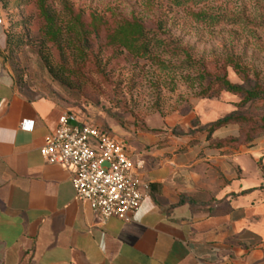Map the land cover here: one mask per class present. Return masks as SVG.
I'll return each mask as SVG.
<instances>
[{
    "label": "crops",
    "instance_id": "obj_1",
    "mask_svg": "<svg viewBox=\"0 0 264 264\" xmlns=\"http://www.w3.org/2000/svg\"><path fill=\"white\" fill-rule=\"evenodd\" d=\"M7 34L0 9V264H264V136L218 147L239 135L227 126L126 143L150 197L130 222L103 221L41 156L64 111L20 93Z\"/></svg>",
    "mask_w": 264,
    "mask_h": 264
},
{
    "label": "rangeland",
    "instance_id": "obj_2",
    "mask_svg": "<svg viewBox=\"0 0 264 264\" xmlns=\"http://www.w3.org/2000/svg\"><path fill=\"white\" fill-rule=\"evenodd\" d=\"M44 1L61 32L55 43L44 36L39 0H0L11 40L6 57L22 93L58 105L76 124L130 146L140 136H158L147 131L184 136L232 113L264 115V102L242 105L227 93L205 98L199 72L188 63L190 56L210 67L234 58L264 85V0ZM63 1L85 16L84 25L69 24ZM124 17L143 21L146 38L136 48L114 41ZM227 72L242 84L231 66Z\"/></svg>",
    "mask_w": 264,
    "mask_h": 264
},
{
    "label": "built area",
    "instance_id": "obj_3",
    "mask_svg": "<svg viewBox=\"0 0 264 264\" xmlns=\"http://www.w3.org/2000/svg\"><path fill=\"white\" fill-rule=\"evenodd\" d=\"M22 129L32 131L33 123L24 122ZM40 153L47 164L72 172L76 199L103 221L130 222L150 197L149 185L138 174L142 163L133 162L124 141L98 127L73 125L64 115Z\"/></svg>",
    "mask_w": 264,
    "mask_h": 264
},
{
    "label": "trees",
    "instance_id": "obj_4",
    "mask_svg": "<svg viewBox=\"0 0 264 264\" xmlns=\"http://www.w3.org/2000/svg\"><path fill=\"white\" fill-rule=\"evenodd\" d=\"M179 2L181 1H177V4H179ZM63 5H65L66 19L70 21L69 24L73 26L83 24L82 21L84 20L85 16H83L82 13L77 15L67 1H63ZM38 14L46 24L44 36H46L51 42L55 43L60 37L61 32L58 30L56 16L52 14L50 8L44 0H39ZM30 18L31 16L27 17L26 20L29 21ZM122 21H124L121 24L122 26H120L118 31H116L114 34V41H117L120 45H123L127 48H136V44L142 40L144 41L146 38L145 27L142 23L143 21L139 17H132V19H127L124 17L122 18ZM94 32L96 38L100 39L101 28L99 30H95ZM85 42L89 43L88 40ZM10 43V35L7 34V47L10 46ZM143 50L146 51L147 46H145ZM176 50L179 53L190 54L188 49ZM189 59L190 60L188 63L199 72L198 78L200 83L202 86H205L203 89V96L205 98H218L221 93H227L242 98V105H246L248 103L252 104L256 102H264V85L259 81V78L256 75L254 78H252L249 69L243 67L237 59L230 58L227 64L225 63L222 66L211 65V67L207 66L205 63H199L193 60L191 56ZM6 62L9 63L7 57ZM228 66H231L233 70L240 76L242 79V84H233L229 80L227 72ZM96 69L99 74H104L103 70L99 67H96ZM20 93L29 100H33L21 91ZM227 126H237L239 128V135L237 138H229L224 141L217 142L218 147L228 146L237 149L242 146H248L258 138L264 136V115L253 116L248 113H232L222 119H219L215 123L211 124L208 128L192 130L187 132V134L206 131L208 132V138L210 139L211 135L215 131ZM147 133L155 135L161 134L158 131H147Z\"/></svg>",
    "mask_w": 264,
    "mask_h": 264
}]
</instances>
